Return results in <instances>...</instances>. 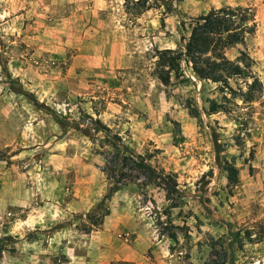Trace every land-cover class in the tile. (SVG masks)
Wrapping results in <instances>:
<instances>
[{
    "label": "rangeland",
    "instance_id": "1",
    "mask_svg": "<svg viewBox=\"0 0 264 264\" xmlns=\"http://www.w3.org/2000/svg\"><path fill=\"white\" fill-rule=\"evenodd\" d=\"M148 3L0 0V264H228V230L235 264H264V0ZM222 6L254 14L226 51L250 71L222 84L182 63L188 81L161 83L157 52ZM113 136L154 171L128 162L106 198Z\"/></svg>",
    "mask_w": 264,
    "mask_h": 264
},
{
    "label": "trees",
    "instance_id": "2",
    "mask_svg": "<svg viewBox=\"0 0 264 264\" xmlns=\"http://www.w3.org/2000/svg\"><path fill=\"white\" fill-rule=\"evenodd\" d=\"M148 2L149 0H123L128 12L131 10L137 14L150 7ZM254 29V14L250 8L242 6L212 8L191 20L188 36H182L176 48H165L157 52L153 73L163 84H168L172 78L178 82H186L188 78H184L182 69V63H184L190 67L191 73L196 78L226 84L228 79L241 77L244 72L250 71L253 60L245 51L239 50L233 59L227 57L226 51L235 45L242 44L245 37ZM261 85V81L253 77L242 94V100L246 102L255 100L256 92L261 89ZM191 111L192 115L197 114L196 108H191ZM215 111L216 107L213 105L208 110L209 113ZM91 121L97 126L94 129L97 130L98 127H101L98 120L91 119ZM112 139L110 152L112 155L107 161L112 165V169L117 168L118 170L115 173V170L110 169L113 173L108 176L112 179V186L104 196L106 198L111 196L122 180L131 181L134 179V172L124 168L128 162L136 166V171L145 172L149 181H151V173L154 171L142 156L130 152L123 144L118 143L119 139L116 136H113ZM225 169L228 179L231 182H236L237 169L230 164ZM162 179L164 190L170 197L173 191H176V182L169 173L164 174ZM98 206H101V203ZM228 234L230 240L227 242V247L230 257L227 262L235 264L232 248L237 243V234L229 230Z\"/></svg>",
    "mask_w": 264,
    "mask_h": 264
}]
</instances>
